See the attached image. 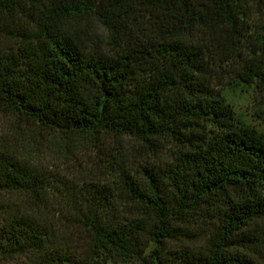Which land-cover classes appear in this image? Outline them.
I'll use <instances>...</instances> for the list:
<instances>
[{"label":"trees","instance_id":"1","mask_svg":"<svg viewBox=\"0 0 264 264\" xmlns=\"http://www.w3.org/2000/svg\"><path fill=\"white\" fill-rule=\"evenodd\" d=\"M90 24L109 55L81 44ZM226 67L264 93V0H0V113L68 141L175 148L162 165L115 148L106 181L53 202L44 167L0 144V259L166 264L164 243L202 220L212 231L189 264H256L228 246L264 219V132L222 95Z\"/></svg>","mask_w":264,"mask_h":264},{"label":"rangeland","instance_id":"2","mask_svg":"<svg viewBox=\"0 0 264 264\" xmlns=\"http://www.w3.org/2000/svg\"><path fill=\"white\" fill-rule=\"evenodd\" d=\"M85 29L79 36L85 49L91 53L101 52L109 55L110 48L106 45L102 28L90 24L86 25ZM234 79L233 71L226 67L217 74L216 83L222 85L221 93L235 116L258 131L264 132V93L253 86L234 83ZM2 143L30 155L37 164L44 167L57 189L52 192L53 202L63 199L64 196L74 198L85 189L90 190L93 184L106 181L107 166L112 160L111 157L115 155V148L131 164L137 162V164L162 165L164 162H170L175 154L173 143L167 142H164L161 148L154 149L143 147L137 140L131 138L116 140L112 136H107L101 144L81 138L68 141L58 134L33 127L13 115L0 113V144ZM13 199L20 198L13 196ZM45 212L50 217L52 226L57 225L63 229L70 227L71 219L66 220L61 213L58 215L57 209H51L47 205ZM181 226L185 232L167 240L162 247L160 260L163 263L189 264L183 252L202 250L207 246L212 226H206L202 220H197L196 223L188 226ZM243 230L254 235L256 240L250 244L235 240L229 244V251L242 253L256 264H264V219L250 223ZM152 247L153 243L149 241L146 252ZM0 264L21 263L19 259H0ZM104 264L141 263L111 260Z\"/></svg>","mask_w":264,"mask_h":264}]
</instances>
